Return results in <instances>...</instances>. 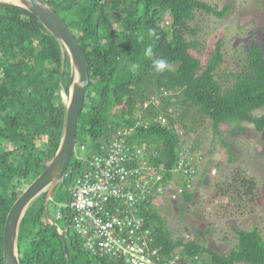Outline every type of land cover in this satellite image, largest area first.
<instances>
[{
	"label": "trees",
	"instance_id": "16d2710c",
	"mask_svg": "<svg viewBox=\"0 0 264 264\" xmlns=\"http://www.w3.org/2000/svg\"><path fill=\"white\" fill-rule=\"evenodd\" d=\"M47 1L74 33L88 65L90 80L76 127V154L77 147L85 144L83 156H89L115 129L135 126L131 141L143 148L152 163L162 165L164 177L169 178L181 147L197 158L200 144L194 133L206 120L215 133L226 122L233 129L242 122L253 123L260 131L264 128V115L254 114L264 107L262 47L252 42L247 61L229 73L219 70L223 60L219 41L205 63L192 51L199 46L189 28L195 12L221 16L224 10L204 0ZM149 46L155 58L169 60L171 70L153 71L145 56ZM134 64L139 65L135 72ZM69 77V55L55 37L27 9L0 2V264L7 212L58 146L65 108L60 91L67 93ZM151 92L159 102L144 107ZM189 137L193 138L190 144ZM228 151L231 156L233 151ZM14 154L17 160L11 161ZM74 157L68 174L51 194L49 201L54 204L69 201ZM191 164L198 172V164ZM201 181L202 176L194 174L189 183L177 182L184 189L176 199L179 208L193 199L194 189L187 190V184ZM254 187L252 178L237 171L231 182L215 184L212 196L225 197L233 191L249 194ZM60 189L61 199L56 194ZM45 194L32 201L21 219L20 264H66L61 237L44 214ZM60 211L66 224L65 229L59 227L69 252L68 264H115L111 257L91 254L71 235L72 215L68 208ZM139 214L152 233L151 247L158 248L159 263L264 264V239L255 227L233 228L235 241L227 253L220 254L199 237L174 238L165 217L149 201L143 202Z\"/></svg>",
	"mask_w": 264,
	"mask_h": 264
},
{
	"label": "rangeland",
	"instance_id": "374dc122",
	"mask_svg": "<svg viewBox=\"0 0 264 264\" xmlns=\"http://www.w3.org/2000/svg\"><path fill=\"white\" fill-rule=\"evenodd\" d=\"M204 1L225 13L219 16L196 11L189 23L193 37L199 40L198 49L192 51L201 57L203 63L213 52L217 41L221 43L223 55L219 68L222 73L233 72L247 61V49L252 42H257L264 52V0ZM60 95L67 102L68 95L64 90L61 89ZM254 114L264 115V107L255 110ZM219 130L220 133H215L206 120L194 133L200 144L195 160L198 164L195 178L202 176V181L193 185L192 201L184 203L183 209L179 208L178 199H154L151 203L165 217L174 238L199 237L207 246L223 254L235 241L233 228L255 227L264 239V128L260 131L253 123L242 122L240 127L233 129V125L226 122L219 125ZM192 139L188 138V144ZM8 148H13V145ZM228 148L233 151L231 156ZM77 150L83 156L79 147ZM12 160H17L16 154ZM237 171L254 180L253 191L249 194L233 191L225 197H213L215 184L231 182ZM56 194L59 198L64 192L60 189ZM58 209L59 204L49 201L48 215L56 225L65 229L64 219L56 218Z\"/></svg>",
	"mask_w": 264,
	"mask_h": 264
},
{
	"label": "built area",
	"instance_id": "2783aa9c",
	"mask_svg": "<svg viewBox=\"0 0 264 264\" xmlns=\"http://www.w3.org/2000/svg\"><path fill=\"white\" fill-rule=\"evenodd\" d=\"M158 102L159 96L151 92L144 107ZM134 128L115 129L89 156L76 154L74 148L79 164L74 162L71 169L69 201L59 204L56 217L68 208L71 232L91 254L111 257L115 264H168L158 262V248L151 247L152 233L139 212L145 201L177 199L184 190L177 182L193 179L196 155L181 147L172 175L165 178L162 165L152 163L131 141ZM79 148L84 151L86 145ZM192 187L187 184L186 189Z\"/></svg>",
	"mask_w": 264,
	"mask_h": 264
},
{
	"label": "water",
	"instance_id": "95a60500",
	"mask_svg": "<svg viewBox=\"0 0 264 264\" xmlns=\"http://www.w3.org/2000/svg\"><path fill=\"white\" fill-rule=\"evenodd\" d=\"M0 2L14 4L30 11L67 51L70 59L68 100L64 102V120L58 146L41 172L21 188L7 212L2 232L3 264H20L18 252L20 222L32 201L43 192H46L44 214L61 237L68 264L69 252L63 230L48 215V203L74 155L77 122L90 80L87 61L74 33L47 0H0Z\"/></svg>",
	"mask_w": 264,
	"mask_h": 264
},
{
	"label": "clouds",
	"instance_id": "9594fccd",
	"mask_svg": "<svg viewBox=\"0 0 264 264\" xmlns=\"http://www.w3.org/2000/svg\"><path fill=\"white\" fill-rule=\"evenodd\" d=\"M154 30L149 31V36L153 35ZM145 56L151 60V66L155 73H163L166 70H171V64L167 58H155L151 46L145 50ZM139 69V65H132V71ZM193 189V188H192Z\"/></svg>",
	"mask_w": 264,
	"mask_h": 264
},
{
	"label": "flooded vegetation",
	"instance_id": "af4514ba",
	"mask_svg": "<svg viewBox=\"0 0 264 264\" xmlns=\"http://www.w3.org/2000/svg\"><path fill=\"white\" fill-rule=\"evenodd\" d=\"M66 171H67V169H66Z\"/></svg>",
	"mask_w": 264,
	"mask_h": 264
},
{
	"label": "bare ground",
	"instance_id": "6f19581e",
	"mask_svg": "<svg viewBox=\"0 0 264 264\" xmlns=\"http://www.w3.org/2000/svg\"><path fill=\"white\" fill-rule=\"evenodd\" d=\"M14 1V0H13Z\"/></svg>",
	"mask_w": 264,
	"mask_h": 264
}]
</instances>
